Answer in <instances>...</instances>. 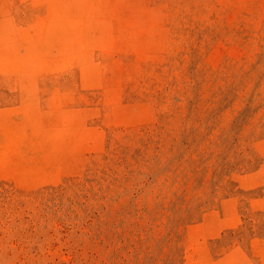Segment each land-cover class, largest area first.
<instances>
[{"label":"rangeland","instance_id":"374dc122","mask_svg":"<svg viewBox=\"0 0 264 264\" xmlns=\"http://www.w3.org/2000/svg\"><path fill=\"white\" fill-rule=\"evenodd\" d=\"M0 125V264H264V0H0Z\"/></svg>","mask_w":264,"mask_h":264},{"label":"bare ground","instance_id":"6f19581e","mask_svg":"<svg viewBox=\"0 0 264 264\" xmlns=\"http://www.w3.org/2000/svg\"><path fill=\"white\" fill-rule=\"evenodd\" d=\"M19 48H20V47H19ZM3 122H4V121H3ZM3 122H2V123H3ZM12 123H13V122H12ZM13 124H14V123H13ZM0 126H1V125H0ZM1 128H2V127H1ZM26 131H27V130H26ZM1 132H2V131H1ZM39 133H40V132H39ZM25 134H28V133H25ZM22 135H23V134H22ZM22 135H21V136H22ZM28 135H29V134H28ZM30 135H31V134H30ZM2 136H3V135H2ZM33 137H34V136H33ZM37 137H38V135H37ZM39 137H40V136H39ZM39 137H38V138H39ZM42 137H44V136H42ZM27 138H28V137H27ZM35 138H36V137H35ZM30 139H31V138H30ZM30 139H28V140H30ZM33 139H34V138H33ZM33 139H32V140H33ZM42 139H43V138H42ZM49 139H50V138H49ZM0 140H2V139H0ZM12 140H13V139H12L11 137H9V143H8V144H6V145H5L4 143H1V144H0V145L4 144V147L2 146L1 149H0V153L2 154V155H1V161H0V169H3V170H4V168H7L6 166L8 165V163L4 161V157H5V156H7V157L10 156V157H11V155H13V154H14V156H15V155L17 156V155L19 154V153L15 150L16 148L14 147V145L17 144V143L13 142ZM37 140H38V139H37ZM10 141H11V142H10ZM30 141H31V140H30ZM22 142H23V141H22ZM32 142H33V141H32ZM38 142H40V141L38 140ZM36 143H37V142H36ZM9 144H14V145H9ZM25 144H26V143H25ZM25 144H24V145H25ZM34 144H35V143H34ZM34 144H33V147H35ZM38 144H40V143H38ZM30 145H32V144H27L26 146L29 147ZM18 147H20V146H18ZM28 147H27V148H28ZM37 147H38V146H37ZM37 147H35V149H37ZM23 148H25V147H23ZM27 148H26V149H27ZM42 148H43V146H42ZM21 149H22V146H21ZM33 149H34V148H33ZM35 149H34V151L32 152V149H31V151H30L29 148H28V150H29L30 152H32V154L30 153L31 155H33V154L35 153ZM48 149H49V147H48ZM48 149H46V150H48ZM19 150H20V149H19ZM24 150H25V149H24ZM28 150L25 151L26 154H27V152H28V154H29V151H28ZM44 150H45V148L43 149V151H44ZM55 150H56V149H55ZM20 151H21V150H20ZM40 152H42V151H40ZM45 152H46V151H45ZM45 152H43V153H45ZM46 153H47V152H46ZM46 153H45V154H46ZM53 153H54V152H53ZM26 154H22L23 157L26 156ZM28 154H27V155H28ZM37 155L39 156V154H37ZM40 155H41V154H40ZM20 156H21V155H20ZM41 156H42V155H41ZM29 157H32V156H29ZM29 157H28V158H29ZM35 157H36V159H37V156H36V155H35ZM11 158H12V157H11ZM39 158H40V156H39ZM49 158H50V157H49ZM13 159H14V158H12V160H13ZM15 159H18V158H15ZM15 159H14V160H15ZM21 159H22V158H21ZM33 159H34V158H33ZM36 159H35V160H36ZM23 161H24V159H23ZM23 161H22V162H23ZM25 162H26V161H25ZM25 162H24V163H25ZM36 162H37V161H36ZM36 162H35V163H36ZM43 162H44V161H43ZM17 163H19V162H17ZM31 163H32V161L30 162V164H31ZM41 163H42V162H41ZM38 164H39V163H38ZM38 164H36V165H38ZM31 165H32V164H31ZM33 166H34V164H33ZM42 166H43V165H42ZM44 166H45V165H44ZM46 167H47V166H46ZM38 168H39V167H38ZM50 168H51V167H50ZM37 170H38V169H37ZM43 171H44V169H43ZM32 172L34 173L35 170L32 171ZM20 173H21V172H20ZM30 173H31V172H30ZM30 173H29V174H30ZM21 174H23V173H21ZM18 176H21V175H18ZM29 177H30V175H29ZM27 178H28V177H27ZM30 179H31V178H30ZM247 179H248V178H247ZM240 182H241V181H240ZM241 183H242V182H241ZM255 201H256V200H255ZM220 206H221V205H220ZM221 209H222V208H221ZM229 211H230V210H229ZM234 212H235V211H234ZM234 212H233V213H234ZM192 225H193V224H192ZM189 229H190V228H189ZM191 230H192V229H191ZM192 232H193V231H192ZM195 236H196V235H195ZM188 238H189V237H188ZM191 239H192V238H191ZM255 239H256V238H255ZM200 241H201V240H200ZM253 242H254V241H253ZM253 244H254V243H253ZM256 244H257V243H256ZM193 247H194V246H193ZM254 247H255V246H254ZM204 248H205V247H204ZM190 249H191V248H190ZM204 250H205V249H204ZM241 253H242V251H241ZM186 254H187V253H186ZM194 254H195V253H194ZM244 255H245V254H244ZM257 255H258V254H257ZM187 256H188V255H187ZM223 256H224V255H223ZM223 256H222V257H223ZM223 258H225V257H223ZM226 258H227V257H226ZM219 259H220V258H219ZM250 259H251V257H250ZM230 260L232 261L231 257H230ZM218 261H219V260H218ZM227 261H228V260H227ZM252 261H253V260H252ZM225 263H226V262H225ZM263 263H264V262H263ZM232 264H233V263H232ZM234 264H235V263H234ZM254 264H255V263H254Z\"/></svg>","mask_w":264,"mask_h":264}]
</instances>
